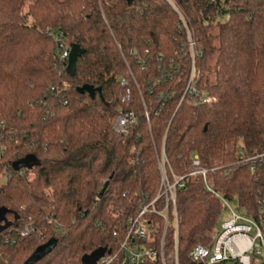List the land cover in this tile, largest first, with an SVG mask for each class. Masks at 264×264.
<instances>
[{"label": "trees", "instance_id": "1", "mask_svg": "<svg viewBox=\"0 0 264 264\" xmlns=\"http://www.w3.org/2000/svg\"><path fill=\"white\" fill-rule=\"evenodd\" d=\"M52 34L84 50L74 76ZM121 113L135 116L127 134L116 128ZM240 150L264 151V0H0V264H25L53 239L37 264L118 251L159 192L163 154L168 172L186 178L178 239L180 264H191L223 211L191 175L195 157L215 193L256 213L264 176L239 162ZM30 155L40 165L16 172ZM175 239L171 225L167 251Z\"/></svg>", "mask_w": 264, "mask_h": 264}, {"label": "built area", "instance_id": "2", "mask_svg": "<svg viewBox=\"0 0 264 264\" xmlns=\"http://www.w3.org/2000/svg\"><path fill=\"white\" fill-rule=\"evenodd\" d=\"M52 36L58 42L59 59L66 67L71 48H67L58 34ZM192 81L191 78L190 85ZM190 85L188 89L194 94L195 89ZM206 101L211 102V99ZM134 122L133 114L121 113L116 123L117 131L127 134L128 127ZM238 158L251 173L264 176V151L249 155L240 150ZM193 166L198 169L191 175L202 177L207 189L220 199L223 207L227 206L230 209L231 219L222 223L210 247L197 245L192 249L191 264H264V178L256 200V213L247 215L246 212L231 209L228 200L209 187L208 171L200 168L197 157L193 161ZM160 172L161 184L156 198L151 202L144 201L137 215L129 220L127 234L120 242L118 251L104 252L96 264H148L149 261L180 264L177 196L179 190L184 187L186 178L168 172L165 154L160 163ZM157 219L161 221V225ZM171 225L176 228L175 246L172 251H167L166 235ZM161 227L162 236H158ZM33 231V227L29 226L23 232V236Z\"/></svg>", "mask_w": 264, "mask_h": 264}, {"label": "water", "instance_id": "3", "mask_svg": "<svg viewBox=\"0 0 264 264\" xmlns=\"http://www.w3.org/2000/svg\"><path fill=\"white\" fill-rule=\"evenodd\" d=\"M133 0H128L129 5L132 4ZM84 54V50H82L78 45H73L70 49V56L68 60V64L66 66V71L70 76H74L76 72V62L79 57ZM81 94H89L91 98H95L96 93L98 92L101 99L103 100L101 90H96L91 86H84L78 89ZM40 165V161L33 155L27 156L26 158L19 160L13 165V169L16 172H20L23 169L31 170L34 167ZM5 209L0 208V234L5 230L4 226V218H5ZM57 246V240H50L49 242L43 244L32 254V256L28 259L25 264H37L42 261L46 256H48ZM102 254L96 253L92 257H90L87 261L88 264H96L98 259Z\"/></svg>", "mask_w": 264, "mask_h": 264}, {"label": "rangeland", "instance_id": "4", "mask_svg": "<svg viewBox=\"0 0 264 264\" xmlns=\"http://www.w3.org/2000/svg\"><path fill=\"white\" fill-rule=\"evenodd\" d=\"M228 205L230 206L231 209L237 210L238 201L236 199L235 200H228ZM230 219H231L230 209L227 208V206L223 207V211H222L221 216L219 218L218 228L222 225V223L229 221ZM263 253H264V249H263Z\"/></svg>", "mask_w": 264, "mask_h": 264}]
</instances>
